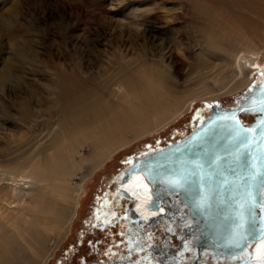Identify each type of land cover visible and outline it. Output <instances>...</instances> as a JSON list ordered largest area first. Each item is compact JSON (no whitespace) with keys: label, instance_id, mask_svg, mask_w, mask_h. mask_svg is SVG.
Wrapping results in <instances>:
<instances>
[{"label":"rangeland","instance_id":"1","mask_svg":"<svg viewBox=\"0 0 264 264\" xmlns=\"http://www.w3.org/2000/svg\"><path fill=\"white\" fill-rule=\"evenodd\" d=\"M196 1L0 0V74L10 68L6 79L0 80V173L10 166V161L23 156V160L42 165L46 155L41 153L40 144L47 145L53 140L52 131L58 133L57 127H52L56 117L46 110L50 105L49 97L54 98L51 88L61 71L71 74L74 69L82 68L87 74L101 77L110 68L121 66L128 71L142 65L143 61L148 64L156 60L161 67L171 65L168 71L172 79L168 82L173 83L172 94L162 99L159 114H150L105 137L80 138V147L73 160L80 161L83 157L90 161L102 160L91 173L87 168L90 164L82 173L78 168L66 170L59 165L45 169L42 184L43 189L52 192L49 199H56L60 194L62 199L56 200L67 207L72 203V192L77 184L83 183L86 192L68 236L61 235L67 232L69 224L66 225V221L50 226L45 217L52 219L51 215L43 214L38 219L33 216L35 222H29L24 236L17 238L21 248L16 257L20 264L225 263L209 252H199L192 241L196 236L188 235L189 230L183 231L178 223L187 213L183 205L181 211L155 222L134 223L128 217L131 202L114 190L120 175L142 155L184 137L215 106L232 107L255 84L235 94H223L214 99L206 97L218 88L214 78L220 80L230 71L225 68V61L215 63L212 59L210 65H201V50L209 49L212 55L233 61L232 49L241 51L242 46H233L230 38L224 39L222 46L216 42L210 46L207 36L218 31V25H223L224 20L244 22L242 9L247 4L244 0H204L211 10L203 16ZM255 6L252 10L256 11L250 14L257 23L250 16L247 19L257 28L262 40L264 1L257 0ZM248 8L254 6L248 5ZM174 54L180 57L179 63L173 59ZM138 56L141 59L136 61ZM260 60L263 66L264 50ZM26 106L33 112V117L22 122ZM164 109H167L166 113ZM241 116L245 124L254 120L251 114ZM250 140L242 137L244 152ZM31 141L38 146L35 152H30L34 147L29 145ZM243 151L241 161L247 162L248 157ZM173 158L167 166L168 174L180 178L185 175L181 157L174 155ZM107 162L109 164L103 168ZM249 171L247 167L241 174L246 175ZM61 180H64L63 184L58 185ZM36 187V184L31 185L21 194L25 202L20 210L24 207L26 212L18 213V218L22 217L19 221H30L25 215H31L33 211L28 202H36L42 196L33 192ZM197 188L191 187L190 191H198ZM230 191L232 194L242 192L239 200L228 195L220 201H212L220 209L224 221L220 225L222 234L216 232L215 235L224 238L225 242L237 234H245L253 225L259 199L255 185H248L243 191ZM248 224L250 226L244 232H238ZM32 231L42 234L45 245L30 237Z\"/></svg>","mask_w":264,"mask_h":264},{"label":"bare ground","instance_id":"2","mask_svg":"<svg viewBox=\"0 0 264 264\" xmlns=\"http://www.w3.org/2000/svg\"><path fill=\"white\" fill-rule=\"evenodd\" d=\"M205 2L204 0L195 2L198 11L203 16H207L211 10V7H207ZM244 2L247 6L242 9V13L245 14L242 17L245 19L244 22H241L242 24L229 23L224 20L223 25H218V31L214 30L212 34L207 36L208 40H210V46H213L214 42L222 46L223 40L229 38L232 40L233 46L242 45L239 48L241 51L232 49L234 51L231 54L233 61H230L227 57L212 55L208 52V47H205L208 50H201L199 61L201 65H210L212 59L215 63L225 61V68L229 69L230 72L228 74L231 75L224 74L220 80L214 78V84L218 85V88H214L206 97L214 99L223 94H235L252 83H260L264 77V65L261 66L260 63L264 50V39H259L257 28H254V24H251L247 19L250 16L253 21L255 20L254 22L258 21L255 18L253 19L250 14L256 11L252 9H256L255 3L257 0H244ZM248 5L254 6V8L250 9ZM173 57L176 63L181 60L178 54H174ZM141 58L138 56L136 61ZM143 62L142 65L132 67L128 71L121 66L107 69L101 77L87 74L82 68L74 69L71 74L63 71L59 73L57 82L51 88L54 98L49 97L50 105L46 110L50 115L53 114L56 117L57 120L52 127H57L58 133L57 131H52L51 134H54L53 140L47 145L40 144L41 153L43 152L46 155L42 165L40 163H35V165L32 160H23V156L10 161V166L4 167L2 170L4 173H0V264H20L16 257V253L21 248L17 238L24 236L29 222H35L36 219L34 220L33 216H37L38 219L43 214L51 215L52 219L49 216L45 217L48 219L50 226L61 222L65 224V221L66 225L69 224L67 232L65 231L61 235L65 236L67 234L68 236L71 231L74 219L78 216L80 200L86 192V186L83 183L77 184L78 187L72 192V203L67 204L70 206H62L57 201L62 199V195L59 194V196L55 197L57 200L54 198L49 199L48 196L51 197L52 192L43 189L42 182H44V179L42 174H44L47 167L53 169L59 165L66 170L78 168V172L82 173L87 164H90L87 168L88 173H91V170L97 168L102 160L90 161V159L83 157L80 161L75 162L73 157L77 155V149L80 147L82 140L80 138L89 140L101 136L105 137L118 128L146 119L150 114H159L162 99L164 100L168 94H172L173 83L168 82L172 79L171 73L168 71L171 69V65L167 64V67L164 68L156 60L148 64L145 61ZM161 62L163 63V60ZM9 73L10 68H7L0 74V80L6 79ZM166 107L168 108V106ZM166 110L164 109L165 113ZM32 117L33 112L29 106L24 107L21 121H30ZM29 145H34L30 152L37 151L38 146L33 144V141ZM108 164V162L105 163L103 168ZM39 168L43 171H39ZM136 170L144 169H135L131 182L122 188L128 195L132 194L138 197L130 203L131 210H135L138 217L142 218L139 221H148V218L160 219L168 215L169 209L166 205L163 204L161 207L150 206L155 200L153 198L155 187L153 185L152 190H150L152 181L146 178L145 172ZM85 173L87 172L85 171ZM63 182L64 180H61L58 185L63 184ZM34 184L37 187L33 189V192L36 194L40 193L42 196L36 202H28L33 211L32 214L30 213L31 215H25L30 221L25 222L24 219L19 221L22 217L18 218V213L21 210L26 212L24 207L20 210V207L25 202V198L21 194L24 190L29 189L31 185L34 186ZM59 187L55 188L59 189ZM58 192L60 193V191ZM136 201H138L137 205H135ZM164 211L166 212L164 213ZM252 223H255V219ZM249 226L250 224L238 232H244ZM250 229L248 228L245 234H237L236 237L227 242L223 240L224 238L215 240L217 235L211 232H208L207 235L213 234L210 236L212 238L207 239V241L201 240L202 233H196L193 229L189 230L188 235L196 236L192 239L195 246V241H199V245L196 248L198 246L203 247L213 257H216L214 250L217 249L222 256L216 259L230 261V258L233 260L238 252L243 249L245 242L251 241L250 236L253 230L251 232ZM30 237L32 239L36 238L42 245H45L40 232L32 231ZM207 243L213 245V247L209 248ZM252 249L253 260L255 262H263L264 236L255 240ZM48 252L47 250L46 256Z\"/></svg>","mask_w":264,"mask_h":264},{"label":"water","instance_id":"3","mask_svg":"<svg viewBox=\"0 0 264 264\" xmlns=\"http://www.w3.org/2000/svg\"><path fill=\"white\" fill-rule=\"evenodd\" d=\"M241 114H252L254 120L245 124ZM242 137L251 139L247 141L246 152L241 149ZM242 151L248 157L247 162L241 161ZM174 155L180 156L182 160L185 175L180 178L168 174L167 166L172 163ZM245 166L250 170L247 174L251 176L241 174L242 170H246ZM138 168L145 170L155 187V200L150 206L161 207L164 204L173 213L181 211L183 205L187 213L178 222L183 231L186 233L193 229L196 233H202L201 240L206 241L213 235H207L208 232H223L220 226L224 222L222 214L212 201H220L228 195L239 200L242 192L232 194L230 190L243 191L248 185L258 187L255 223L249 227L252 228L251 232L253 230L251 241L244 243L243 249L233 260H222L224 264H258L250 260L255 240L264 236V77L260 83L252 85L232 107L215 106L187 135L142 155L126 169L119 183L127 182ZM197 186L198 191H190L191 187ZM130 217L136 222L142 219L135 210H130ZM220 238L217 236L215 240ZM198 242L195 241L196 246ZM207 245L213 247L209 243ZM197 249L199 252H208L201 246ZM214 254L215 258L222 256L217 249Z\"/></svg>","mask_w":264,"mask_h":264},{"label":"flooded vegetation","instance_id":"4","mask_svg":"<svg viewBox=\"0 0 264 264\" xmlns=\"http://www.w3.org/2000/svg\"><path fill=\"white\" fill-rule=\"evenodd\" d=\"M251 115H252V114H251ZM241 119H242V116H241ZM242 120H243V119H242ZM243 122H244V121H243ZM186 135H187V134H186ZM164 145H165V144H164ZM136 171H139V172H142V171H143V172H145L144 170H136ZM136 171H135V172H136ZM145 174H146V173H145ZM122 179H123V175H122L121 178H119V179L115 182V184H114V190H115V192H117V193H120V192L117 191V187H118V185H119L118 183H119L120 181H122ZM117 184H118V185H117ZM120 195H121V194H120ZM129 211H130V210H129ZM168 213H169V215L171 214V209H170V208H169V212H168ZM128 217H129L130 221H133L134 223L136 222V221H134V220L131 219V217H130V212H129V216H128ZM156 221H157V220H156ZM193 264H199V263H198L197 261H194Z\"/></svg>","mask_w":264,"mask_h":264},{"label":"clouds","instance_id":"5","mask_svg":"<svg viewBox=\"0 0 264 264\" xmlns=\"http://www.w3.org/2000/svg\"><path fill=\"white\" fill-rule=\"evenodd\" d=\"M132 177H133V174H132L131 178L128 180V182H127L125 185H123V186H126L127 184H129V183L131 182ZM146 178L148 179L147 175H146ZM148 180H149V179H148ZM149 181H150V180H149ZM123 186H121L120 190L124 192V189H122ZM152 188H153V184H152V186L150 187V190H152ZM127 192H128V191H127ZM126 194H127V193H126ZM128 196H130L133 200L138 198V197H136L135 195H132V194H130V195H128ZM133 196H135V197H133ZM153 197H154V193H153ZM137 204H138V201L135 202V205H137Z\"/></svg>","mask_w":264,"mask_h":264},{"label":"crops","instance_id":"6","mask_svg":"<svg viewBox=\"0 0 264 264\" xmlns=\"http://www.w3.org/2000/svg\"><path fill=\"white\" fill-rule=\"evenodd\" d=\"M120 177H121V175H120Z\"/></svg>","mask_w":264,"mask_h":264},{"label":"trees","instance_id":"7","mask_svg":"<svg viewBox=\"0 0 264 264\" xmlns=\"http://www.w3.org/2000/svg\"><path fill=\"white\" fill-rule=\"evenodd\" d=\"M151 222V221H150Z\"/></svg>","mask_w":264,"mask_h":264}]
</instances>
